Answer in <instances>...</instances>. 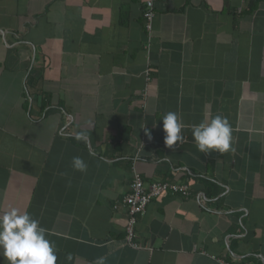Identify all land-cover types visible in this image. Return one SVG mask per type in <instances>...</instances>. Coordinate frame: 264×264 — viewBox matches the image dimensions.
I'll use <instances>...</instances> for the list:
<instances>
[{
	"label": "crops",
	"instance_id": "1",
	"mask_svg": "<svg viewBox=\"0 0 264 264\" xmlns=\"http://www.w3.org/2000/svg\"><path fill=\"white\" fill-rule=\"evenodd\" d=\"M146 1L0 0V212L38 219L57 264H264V0H156L151 29ZM217 114L235 151L201 153L192 126ZM135 171L192 192L149 203L141 248Z\"/></svg>",
	"mask_w": 264,
	"mask_h": 264
},
{
	"label": "clouds",
	"instance_id": "2",
	"mask_svg": "<svg viewBox=\"0 0 264 264\" xmlns=\"http://www.w3.org/2000/svg\"><path fill=\"white\" fill-rule=\"evenodd\" d=\"M164 143L172 148L179 142L183 144L184 124L179 113L168 111L163 115ZM145 135L152 140L151 130L143 126ZM232 126L226 117L219 114L212 118L205 116L202 122L192 126V136L196 148L204 154L218 152L224 154L235 151L232 148ZM78 141H86L85 132L75 136ZM72 167L76 171L86 172L88 165L80 157L72 158ZM0 256L8 264H57L56 246L48 239V231L40 221L28 211L9 206L0 212ZM71 258V257H69ZM106 258L98 257L94 264H105Z\"/></svg>",
	"mask_w": 264,
	"mask_h": 264
},
{
	"label": "built area",
	"instance_id": "3",
	"mask_svg": "<svg viewBox=\"0 0 264 264\" xmlns=\"http://www.w3.org/2000/svg\"><path fill=\"white\" fill-rule=\"evenodd\" d=\"M156 0H147L144 9V18L146 19L147 28H152V22L156 15ZM180 193L186 197L191 195L189 185L173 183L168 181H154L149 185L145 184L142 175L135 171L133 180L130 184V191L125 195L122 204L128 211V223L126 226V240L134 247L141 248L136 240V224L138 217L144 214L149 203L163 195L164 193ZM118 207V206H116Z\"/></svg>",
	"mask_w": 264,
	"mask_h": 264
}]
</instances>
